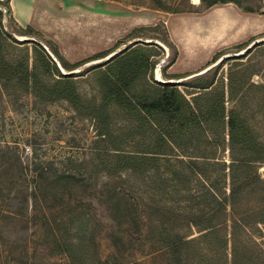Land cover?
I'll use <instances>...</instances> for the list:
<instances>
[{"label": "rangeland", "instance_id": "374dc122", "mask_svg": "<svg viewBox=\"0 0 264 264\" xmlns=\"http://www.w3.org/2000/svg\"><path fill=\"white\" fill-rule=\"evenodd\" d=\"M221 1L235 3L207 8L202 1L197 6L195 0H38L34 28L39 34L35 39L52 54L54 49L62 51L73 64L112 50L118 44L122 46L117 51L130 48L136 40H167V44L161 42L162 50L153 51L159 56L153 59L157 66L148 79L164 82L168 76L192 74L186 79L174 80L183 84L180 89L184 93L198 92L192 86L206 81L214 79L221 84L225 80L227 113L239 109L264 141V45L253 48L242 60L234 58L241 57L238 55L245 50L233 49L243 42L264 39V0ZM246 10L254 13L248 15ZM4 22L9 32L24 39L15 21L5 19ZM158 25L157 29H149ZM130 34L141 38L129 41ZM221 52L227 55L211 64ZM225 58L231 60L222 63ZM103 64L86 65L76 75L82 95L97 104L101 101V92L97 80L87 71ZM160 66L161 76L157 74ZM230 90L239 92L241 101L232 99ZM114 116L119 127L122 115L115 113ZM97 135L95 123L80 117L66 102L38 104L31 95H12L0 88V264H72L68 256L57 253L52 229L59 237L84 238L88 244L92 241L96 260L90 257L87 264L170 263L167 249L158 241L157 233L163 228L157 227L151 217L149 197L141 191L131 189L130 192L125 185L129 196L123 194L114 199L103 192L107 183L111 189L119 181L99 175L90 161ZM217 157L230 161L229 152H220ZM261 172L264 174V168ZM40 174L51 179L72 174L88 183L85 190L71 194L62 191L57 199L53 197L56 191L49 188L43 194L47 199L40 195L44 211L35 215L36 221L32 210L34 201H30V206L25 202L32 196L34 180ZM137 183L142 181L138 179ZM180 199L178 196L176 200ZM80 201H83L84 214L79 222H74L78 226L70 228L73 223L66 221L60 225L59 232L54 220L62 212L54 210ZM180 204L177 201L174 206ZM261 228L264 232V225ZM231 231L229 228L228 238ZM182 232L192 237L197 233L196 229ZM253 236L260 245L257 248L260 253V247L264 249V236L256 230L249 237ZM193 249L196 243L191 249L192 262L196 261ZM230 253L231 244L229 257Z\"/></svg>", "mask_w": 264, "mask_h": 264}, {"label": "trees", "instance_id": "16d2710c", "mask_svg": "<svg viewBox=\"0 0 264 264\" xmlns=\"http://www.w3.org/2000/svg\"><path fill=\"white\" fill-rule=\"evenodd\" d=\"M10 1L0 0V7L9 10L8 19L12 21ZM201 1L207 8L230 3ZM4 21L5 14L0 11L1 90L12 95H31L36 103L43 105L66 102L80 117L95 123L98 139L90 161L99 175L119 181L111 189L107 183L103 192L117 199L123 194L129 196L132 189L149 197L151 217L157 227L163 228L157 235L169 253V264H264V249L260 247L258 253L260 245L254 236L249 237L254 230L264 236L261 228L264 225V174L261 172L264 141L239 109L227 113L225 80L221 84L213 79L192 86L198 90L194 93L182 92L183 84L149 80V74L157 66L153 59L159 56L153 51L162 48L157 44L137 43L109 62L87 71L97 80L101 92V101L97 104L82 95L80 79L64 75L42 45L19 42L6 29ZM18 29L21 37L35 38L39 34L31 26ZM139 38L141 36L134 34L128 36L129 41ZM160 41L167 44V40ZM254 41L233 49L241 52ZM121 46L118 44L112 50L74 64L58 50L54 49L53 53L70 72L109 57ZM251 53L252 50L234 59L242 60ZM225 55L219 53L211 64ZM191 76L172 75L166 81ZM230 95L232 99H239L240 94L230 90ZM115 113L122 115L119 127L114 122ZM220 152H229L230 161L218 158ZM138 179L142 184L137 183ZM34 181L32 196L27 197L25 203L30 206V201H34L32 210L36 221L35 215L44 211L40 195L47 199L43 194L49 188L56 191L53 197L57 199L62 191L71 194L85 190L88 183L72 174L54 179L40 174ZM124 185L129 190L124 189ZM178 196L180 200H176ZM177 201L181 204L175 207ZM82 203L73 206L69 202L54 210L62 212L54 220L59 232L60 225L66 221L73 223L70 228L78 226L74 222H79L84 214ZM49 228L52 229L50 224ZM229 228L232 229L230 238ZM187 229L190 232L196 229V237L182 232ZM50 231L53 239L55 234L57 253L68 256L72 264H87L90 257L96 260L92 241L88 244L84 238L66 239L53 229ZM195 243L192 255L196 256V261L192 262L191 249Z\"/></svg>", "mask_w": 264, "mask_h": 264}, {"label": "water", "instance_id": "95a60500", "mask_svg": "<svg viewBox=\"0 0 264 264\" xmlns=\"http://www.w3.org/2000/svg\"><path fill=\"white\" fill-rule=\"evenodd\" d=\"M1 10L4 12L5 14V19H8L9 18V10L7 8H3V7H0ZM15 39H18L20 41H31V42H36V43H40V41L38 39H35V38H29V37H24V39H20L16 34H11ZM135 44L137 43H143V44H150V43H154V44H157L158 46L160 47H163L164 48V45L161 43V42H158V41H152V40H136L134 42ZM134 43H131L130 46H133ZM264 43V39L262 40H257L255 41L254 43H252L247 49H245V53L242 54V55H238V56H244L246 53H248L250 50H252L253 48H255L256 46H258L259 44H262ZM41 44V43H40ZM47 51H48V54L51 56V58L54 60V62L57 64L58 68L60 69V71L64 74V75H67V76H76L77 74H80L82 71L81 69H77V70H74V71H66L61 62L55 57L54 54H52L48 49L47 47H44ZM128 49V47L124 48L123 50H119V51H116L115 53H113L112 55H110L109 57L103 59V60H99V61H95L93 63H90L88 64L89 66H92V65H99L101 63H106V62H109L112 58H114L115 56H117L118 54H121L123 53L124 51H126ZM226 59V58H225ZM87 65V66H88ZM202 73V72H201ZM199 73V74H201ZM159 82V81H158ZM162 83H173V84H179L181 83L180 81H174V80H171V81H164Z\"/></svg>", "mask_w": 264, "mask_h": 264}, {"label": "crops", "instance_id": "0c3cea01", "mask_svg": "<svg viewBox=\"0 0 264 264\" xmlns=\"http://www.w3.org/2000/svg\"><path fill=\"white\" fill-rule=\"evenodd\" d=\"M1 1H5V0H1ZM229 2L235 3L233 1H229ZM37 5H38V0H11L10 1L11 14H12L11 16H12V19L15 21V23L18 25V27L26 29L28 26H31L32 28L37 26L36 20H35V12H36ZM248 15H252V14L249 13ZM243 43H240L239 45ZM61 52L62 51H60V53ZM62 56L65 58L64 54H62Z\"/></svg>", "mask_w": 264, "mask_h": 264}, {"label": "bare ground", "instance_id": "6f19581e", "mask_svg": "<svg viewBox=\"0 0 264 264\" xmlns=\"http://www.w3.org/2000/svg\"><path fill=\"white\" fill-rule=\"evenodd\" d=\"M201 2H200V0H195V4L196 5H199ZM219 11V10H218ZM217 12V11H216ZM222 12V11H221ZM113 14V13H112ZM120 14V13H119ZM137 16V15H136ZM215 16H217V15H215ZM235 17V16H234ZM211 18V17H210ZM209 18V19H210ZM130 21V20H129ZM208 21V20H207ZM96 22V21H95ZM96 23H98V22H96ZM107 24V23H106ZM112 25H114V24H112ZM204 26V25H203ZM128 29V28H127ZM131 29V28H130ZM207 29V28H206ZM212 29V28H211ZM86 32V31H85ZM75 33V32H74ZM77 34V33H76ZM92 34V33H91ZM78 36V35H77ZM90 43V42H89ZM83 44V43H82ZM199 50V49H198ZM223 61V60H222ZM218 65V64H217ZM157 74L159 75V76H161V66L160 67H158L157 68Z\"/></svg>", "mask_w": 264, "mask_h": 264}]
</instances>
